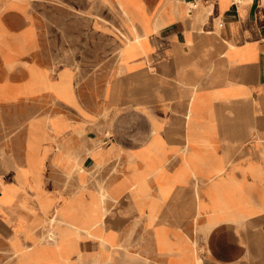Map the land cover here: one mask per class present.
Wrapping results in <instances>:
<instances>
[{
    "label": "crops",
    "instance_id": "1",
    "mask_svg": "<svg viewBox=\"0 0 264 264\" xmlns=\"http://www.w3.org/2000/svg\"><path fill=\"white\" fill-rule=\"evenodd\" d=\"M132 3L145 34H129L99 107L81 103L77 65L55 63L43 4L0 0V122L15 131L0 143V251L15 264H264V0Z\"/></svg>",
    "mask_w": 264,
    "mask_h": 264
},
{
    "label": "rangeland",
    "instance_id": "2",
    "mask_svg": "<svg viewBox=\"0 0 264 264\" xmlns=\"http://www.w3.org/2000/svg\"><path fill=\"white\" fill-rule=\"evenodd\" d=\"M37 1L43 4L42 10L39 8L38 11L43 12L42 15L45 14L43 22L50 29V43L52 40L54 44L53 50L57 54L55 63L57 65L63 63L77 65L75 67L77 70L76 90L81 103H99L98 106L102 107L105 104L101 95L102 87L105 88L104 97L107 102L111 79L118 69V57L124 52L125 44L131 42L129 34L132 33V30L133 32L135 31V37L140 39L139 33L141 31L137 24H140L141 28H143L142 16L144 12H147L144 4L132 3V0H117L121 8L119 10L111 0H88V2H85V0ZM231 1L234 2L233 6L240 7L238 5L241 0ZM45 4L48 7H44ZM156 5L155 2H152L153 10L156 8ZM163 5L166 6L167 4L164 2L158 5L156 11L161 9ZM119 27H123V35L120 33L122 30ZM95 28L100 29L104 34H101ZM69 29H71V34H65ZM113 38H116L120 43L123 42L120 53L118 45L114 42ZM97 62L99 64L94 66ZM58 73L60 74V71ZM22 106L24 123H26L30 108L27 106V102H23ZM2 119H4L3 116ZM10 125L4 121L0 122V143H10V139L15 136V131L10 130ZM24 177L25 187L31 188L37 184L42 189L44 188L42 179L33 172L25 171ZM70 178V181H74L73 177ZM88 182L91 185L92 180L89 179ZM67 185L73 186L74 183L70 182ZM76 197L77 200L81 198L79 195ZM133 197L132 195L120 196L117 204L122 206L123 203H126ZM46 221H44L45 224L40 229L42 232L39 241L43 243L49 242L52 238L51 224ZM135 246L137 245L129 242L123 250V255L126 256L125 252ZM129 261V259L124 258L121 260V263L128 264ZM0 264H15V257H11L9 252L0 251Z\"/></svg>",
    "mask_w": 264,
    "mask_h": 264
},
{
    "label": "bare ground",
    "instance_id": "3",
    "mask_svg": "<svg viewBox=\"0 0 264 264\" xmlns=\"http://www.w3.org/2000/svg\"><path fill=\"white\" fill-rule=\"evenodd\" d=\"M172 4V3H171ZM170 4V5H171ZM189 6H190V4H189ZM125 11V10H124ZM126 12V11H125ZM163 12V11H162ZM129 14V13H128ZM161 14V13H160ZM130 15V14H129ZM129 15H128V17H129ZM121 16V15H120ZM127 17V18H128ZM124 19V18H123ZM130 19V18H129ZM154 19V18H153ZM131 20V19H130ZM125 23V22H124ZM162 23V22H161ZM155 24V23H154ZM163 24V23H162ZM153 25V24H152ZM128 26V25H127ZM159 26V25H158ZM164 27V26H163ZM128 28V27H127ZM127 28H125V29H127ZM130 29V28H129ZM160 29V28H159ZM128 31V30H127ZM137 31V30H136ZM135 32V31H134ZM137 32H139V31H137ZM130 33V32H129ZM140 34H142V33H140ZM143 34H145L144 32H143ZM143 34H142V36H143ZM126 35V34H125ZM159 35V34H158ZM132 36V35H131ZM128 38V37H127ZM140 38V37H139ZM166 39H167V36H166ZM165 39V40H166ZM128 40V39H127ZM140 41V40H139ZM128 43V42H127ZM162 44V43H161ZM166 46H168V45H166ZM163 54V53H162ZM159 60V59H158ZM212 100V99H211ZM217 102V101H216ZM222 102V101H221ZM106 103H108V102H106ZM110 104V103H109ZM209 105V104H208ZM221 105V104H220ZM221 108V107H220ZM217 109V108H216ZM105 110V109H104ZM220 111H221V109H220ZM226 115V114H225ZM223 116V115H222ZM221 117V116H220ZM219 117V118H220ZM224 117V116H223ZM218 120V119H217ZM221 120V119H220ZM219 121V120H218ZM226 121H228V120H226ZM168 127V126H167ZM170 127H172V125L170 126ZM171 129V128H170ZM169 131H171V130H169ZM168 131V132H169ZM167 132V133H168ZM224 132V131H223ZM172 133H174V132H172ZM227 133V132H226ZM190 134V133H189ZM213 134V133H212ZM171 136V135H170ZM188 137H190V136H188ZM116 139V138H115ZM174 139H176V138H174ZM171 140V139H170ZM150 142V141H149ZM120 143V142H119ZM200 144H202V143H200ZM153 147V146H152ZM157 148V147H156ZM156 151V150H155ZM159 151V150H158ZM185 152V151H184ZM83 155V154H82ZM214 163V162H213ZM116 165V164H115ZM131 166V165H130ZM224 168V167H223ZM152 170V169H151ZM33 177V176H32ZM143 182V181H142ZM131 185H133V184H131ZM139 185H141V184H139ZM137 187V186H136ZM31 195V194H30ZM76 198V197H75ZM82 204V203H81ZM81 204H78V205H81ZM80 207V206H79ZM78 207V208H79ZM77 208V207H76ZM83 209V208H82ZM77 210V209H76ZM106 209H104V211H105ZM75 211V210H74ZM110 213V212H109ZM109 213H108V215H109ZM110 215H111V217H112V213H110ZM106 220V219H105ZM71 224V223H70ZM14 225H16V224H14ZM17 225H18V222H17ZM73 225V224H72ZM50 226V225H49ZM52 227V226H51ZM169 227V226H168ZM53 228V227H52ZM51 228V229H52ZM27 230V229H26ZM76 230V229H75ZM88 230V229H87ZM28 231V230H27ZM96 232V231H95ZM52 233V232H51ZM94 234V233H93ZM52 235V234H51ZM79 235V234H78ZM58 236V235H57ZM60 237V236H59ZM56 238V237H55ZM78 239V238H77ZM42 241V240H41ZM103 241V240H102ZM105 241V240H104ZM40 242V241H39ZM218 243V242H217ZM63 246V245H62ZM65 246V245H64ZM27 250V249H26ZM66 254H67V251H66ZM52 256H53V254H52ZM51 256V257H52ZM56 256V255H55ZM64 256V255H63ZM97 257V256H96ZM106 258H108L109 259V257H106ZM53 259H56L55 257L53 258ZM95 259V258H94ZM76 260H78V259H76ZM79 261H80V257H79ZM97 261V260H96ZM82 262V261H81ZM77 263V262H76ZM80 263V262H79ZM92 263V262H91ZM93 263H94V261H93ZM101 264H102V262H100ZM99 263V264H100ZM67 264H68V262H67ZM78 264V263H77ZM82 264V263H81ZM84 264V263H83ZM85 264H86V262H85Z\"/></svg>",
    "mask_w": 264,
    "mask_h": 264
}]
</instances>
